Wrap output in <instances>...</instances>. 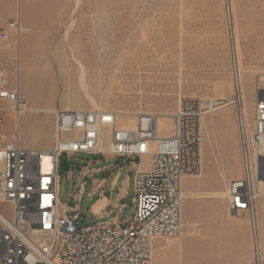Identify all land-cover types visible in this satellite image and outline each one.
<instances>
[{
    "label": "rangeland",
    "instance_id": "374dc122",
    "mask_svg": "<svg viewBox=\"0 0 264 264\" xmlns=\"http://www.w3.org/2000/svg\"><path fill=\"white\" fill-rule=\"evenodd\" d=\"M9 6L10 0H0V11ZM23 7V0H19L21 14ZM228 7L230 19L226 13ZM69 14L49 19L46 27L39 28L45 32L32 33L29 28L20 32L18 43L12 39L3 46L2 53L9 56L6 60L9 81L12 83L17 73L20 92L28 107L93 109V100L100 108L120 112V121L132 127L137 114L173 113L181 97H212L218 103L231 102L234 55V60L239 57L244 68L243 104L246 116L251 119L258 75L264 74V38L260 33L264 0H80L75 17H68ZM71 19H75V24L67 37L65 31L54 33L56 28L66 30ZM96 19L98 25L103 26L102 31L93 28ZM104 49L108 55L104 54ZM92 51L94 55L90 54ZM102 51L104 58L99 59L97 54ZM116 52L118 54L110 59ZM125 52L126 57L123 56ZM43 53L46 58L40 62L37 55ZM13 54L16 56L12 59ZM82 73H85L84 80ZM40 79L49 86L45 93L39 87ZM82 81L87 83V92L80 86ZM128 112L133 113L126 114ZM161 117L166 120L162 133H171L172 120L168 116ZM130 118L134 121L126 123ZM13 121L12 114L4 112L2 130L7 138L13 132ZM53 124L52 112L22 111L18 119L21 145L51 147ZM87 159L98 160L92 167L116 164L122 167L95 174L98 178L109 176L107 186L117 173L118 186L129 177V193L124 200L127 208L119 214L122 218L128 212V220L135 211L133 172L128 170L129 162L107 159L99 154L78 155L73 161L81 165ZM200 163L199 173L191 178L212 175L214 185L220 190L240 176L238 136L231 104L213 108L203 116ZM59 174V198L77 205L78 224L109 218L100 217L91 209L99 193L90 197L89 177L84 194L76 201L79 190L74 186L79 187L80 177L68 179L67 172L62 169ZM105 190L108 195V188ZM116 211L114 209L111 215ZM209 237L206 229L195 235L186 234L180 254L191 258L206 255L213 246Z\"/></svg>",
    "mask_w": 264,
    "mask_h": 264
},
{
    "label": "built area",
    "instance_id": "2783aa9c",
    "mask_svg": "<svg viewBox=\"0 0 264 264\" xmlns=\"http://www.w3.org/2000/svg\"><path fill=\"white\" fill-rule=\"evenodd\" d=\"M20 31L18 14L0 27V264H151L152 241L177 238L182 233L183 179L200 171L201 119L218 101L212 97H181L176 111L169 114L173 133L166 137L157 135L156 113L137 114L135 127L128 128L119 124L120 114L111 109H58L53 114L52 146L24 147L18 119L26 99L20 92L17 73L10 83L7 62L2 57L3 46L16 39ZM232 64L231 102L241 174L228 182L226 198L230 211L247 216L253 264H263L255 201L261 196L260 184L264 181V74L258 75L250 119L243 108L239 74ZM4 112L14 119L9 138L2 130ZM98 154L128 161V170L134 159L147 155L149 169L133 175L135 211L128 220V212L119 218L127 208L122 202L114 216L80 225L77 205L59 198L61 163H68L64 170L68 179L80 177L79 187L74 186L79 190L78 201L88 177L92 197L104 182V177L95 174L122 168L117 164L92 167L97 159H87L81 165L73 161L78 155Z\"/></svg>",
    "mask_w": 264,
    "mask_h": 264
},
{
    "label": "crops",
    "instance_id": "0c3cea01",
    "mask_svg": "<svg viewBox=\"0 0 264 264\" xmlns=\"http://www.w3.org/2000/svg\"><path fill=\"white\" fill-rule=\"evenodd\" d=\"M23 6V14H21L19 0H10L9 8L0 11V27L6 26L18 14L21 22L20 32L26 31L29 28L32 33L45 32V30L39 28L46 27L45 24L49 19L59 15L61 17L66 15L67 17L69 13L68 17H75L74 15L80 6V2L76 6L75 0H23ZM38 19L39 21H37ZM64 23L65 21L62 22V25ZM95 25L93 28L96 31L98 29L102 31L103 26L98 25V19H96ZM64 31L65 29L56 28L54 33ZM15 56L16 54H13L12 59ZM2 57L7 60L9 56L2 53ZM24 94H26V90ZM162 134L168 136L172 132ZM26 147L30 146L27 145ZM148 169L149 156L147 155L135 159L131 168L133 175L137 170ZM103 177V188L93 194L94 196L99 193L91 209L100 217L109 216L110 218L115 214L111 215L112 211L117 209L127 198L130 179L127 177L125 182L118 186L117 174L109 186H107L109 176ZM206 178L213 179V181L207 182ZM214 183L216 184L214 178L208 174L196 179L191 178V176L184 177L182 183L183 199L181 204L183 222L182 237L179 242L171 237L154 239L152 241L151 264H253L251 231L247 216L230 211L229 202L225 194L226 188L220 190ZM106 188H108V195L106 194ZM114 193L115 195L112 198ZM99 202L101 205L99 209H96ZM255 212L257 234L261 244L262 261L264 264V196L256 199ZM202 229L207 230L210 236V242L213 245L208 253L206 255L198 254L192 258L183 256L182 252L180 254L183 237L186 234H198Z\"/></svg>",
    "mask_w": 264,
    "mask_h": 264
},
{
    "label": "bare ground",
    "instance_id": "6f19581e",
    "mask_svg": "<svg viewBox=\"0 0 264 264\" xmlns=\"http://www.w3.org/2000/svg\"><path fill=\"white\" fill-rule=\"evenodd\" d=\"M79 0H75V5L76 6H78V4H79ZM41 3H42V1H41ZM227 18H231V10H230V8L228 7V10H227ZM42 16V15H41ZM39 17V16H38ZM35 18V17H34ZM40 18V17H39ZM42 18V17H41ZM43 18H45V17H43ZM35 20V19H34ZM37 21H39V19L37 20ZM44 21V20H43ZM230 21V20H229ZM38 23V22H37ZM74 24H75V19H71V21H70V23H69V25H67V29L65 30V36L67 37V32H69L72 28H73V26H74ZM233 30V29H232ZM71 33V32H70ZM233 33V32H232ZM260 33H261V36L264 38V18L263 19H261L260 20ZM19 36H20V34H19ZM19 36L15 39L14 38V40H15V43L19 40ZM237 40V39H236ZM18 43V42H17ZM41 45V44H40ZM19 47V46H18ZM236 47H238V44H237V46ZM36 49V48H35ZM127 49H129V48H127ZM45 50V49H44ZM51 51V50H50ZM127 51V50H126ZM39 52V51H38ZM236 52V51H235ZM126 53L127 52H125V54H123V56L124 57H126ZM91 55H94V52L92 51L91 53H90ZM104 54L106 55L107 53H105V49H104ZM104 54H103V51L101 52V53H99V54H97L98 55V58L99 59H103L104 58ZM116 54H118V52H116L115 54H113V55H110V59L114 56V55H116ZM236 54H239V53H237L236 52ZM236 54H235V56H236ZM19 55V54H18ZM108 55V54H107ZM38 56V60L40 61V62H42V61H44V58H46V54L45 53H43L42 55H37ZM44 56V57H43ZM50 56V55H49ZM84 56H86V55H84ZM88 56H89V54H88ZM130 56H132V55H130ZM18 57V56H17ZM134 57V56H133ZM84 58V57H83ZM130 58V57H129ZM79 62V61H78ZM234 65L232 64V68H233V66L236 68V70L238 71V74H239V81H240V90H241V97H242V102H243V96H242V86H241V83H242V78H243V72H244V68H243V66H242V64H241V61H240V59H239V57H238V59H237V56H236V58H235V60H234ZM79 64H81L80 62H79ZM19 66V65H18ZM82 66V65H81ZM20 68V67H19ZM81 67H79V69H80ZM82 72H83V70H82ZM85 74V73H84ZM83 73L81 74V76L82 75H84ZM80 77V76H79ZM84 77V78H83ZM82 77V79L84 80L85 79V75ZM80 80H82L81 78H79ZM85 81H82V85H80V86H82L83 87V89L87 92V83L85 84L84 83ZM80 84H81V82H80ZM39 87L40 88H42V89H44V93L46 92V89L45 88H48L49 86H48V84L47 83H45L44 81H42L41 79L39 80ZM84 92V91H83ZM89 98V97H88ZM91 103H92V105L94 106L93 108L95 109V108H100L98 105H97V103L96 102H94L93 100H91ZM232 105V102H227L226 100L224 101V102H222V103H218V105L216 106H213V108L214 109H220V108H223V107H226V106H228V105ZM29 106V105H28ZM27 106V104L25 103V106L23 107V109L21 110V112L22 111H24V110H29V109H36V111L37 110H41L42 112L43 111H46V112H52L53 114L58 110L57 108H52V107H28ZM243 108H244V104H243ZM66 109H68V108H66ZM75 109H78V108H75ZM244 111H245V108H244ZM116 112V111H115ZM117 113H118V115L120 114V112H118L117 111ZM133 113V112H132ZM131 112L129 113H126V114H132ZM158 116H157V119H156V132H157V135L158 136H164L163 134H162V130H163V128L165 127L164 125H165V123H166V120L163 118V117H161V116H168V117H170L169 116V114L170 113H165V112H160V113H156ZM245 114H246V111H245ZM117 118H118V121H119V124H122V125H124L125 127H127L125 124H123L120 120H121V116L119 115V116H117ZM170 119L172 120V118L170 117ZM202 119H203V117H202ZM202 119H201V124H202ZM136 120V119H135ZM132 121H134V119L133 118H130L129 119V121H127L126 123H128V122H132ZM173 122V121H172ZM135 123V122H134ZM54 125V124H53ZM18 127H19V125H18ZM134 127H135V124H134ZM134 127H128V128H134ZM172 127H173V123H172ZM172 133H173V131H172ZM169 136V135H168ZM53 137H54V133H53ZM166 137V136H165ZM155 146L153 145L152 146V149L154 148ZM104 148H105V150H104ZM47 149V148H46ZM102 149L104 150V151H106L107 150V142H106V144L104 143V145L102 146ZM240 168H241V165H240ZM239 177V176H238ZM183 186V185H182ZM227 188V187H226ZM260 191H261V196L260 197H263L264 196V181L260 184ZM225 194H226V191H225ZM182 198H183V188H182ZM100 202L97 204V206H96V209H99V207H100ZM182 226H183V222H182ZM182 234H183V230H182V233H181V235L179 236V237H177V238H173V237H171V238H173V239H175L177 242H179V240L181 239V237H182Z\"/></svg>",
    "mask_w": 264,
    "mask_h": 264
},
{
    "label": "water",
    "instance_id": "95a60500",
    "mask_svg": "<svg viewBox=\"0 0 264 264\" xmlns=\"http://www.w3.org/2000/svg\"><path fill=\"white\" fill-rule=\"evenodd\" d=\"M61 168H62L63 170H66V169L68 168V163H67V161L62 160Z\"/></svg>",
    "mask_w": 264,
    "mask_h": 264
}]
</instances>
